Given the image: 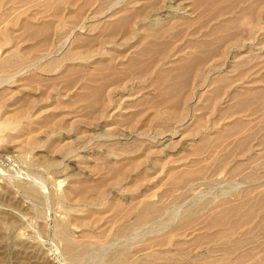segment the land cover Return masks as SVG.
Here are the masks:
<instances>
[{
  "label": "rangeland",
  "instance_id": "374dc122",
  "mask_svg": "<svg viewBox=\"0 0 264 264\" xmlns=\"http://www.w3.org/2000/svg\"><path fill=\"white\" fill-rule=\"evenodd\" d=\"M5 1L4 7L10 11L0 17V58L16 52L25 62L16 69L23 74L4 76L0 81V264H104L100 261L101 244L118 238L113 229L121 220L115 203L127 207L144 201L156 204L160 214L130 231L126 239L131 249H146L135 254L132 263L233 259L246 249L264 246V237L254 236L237 250L224 251L236 238L247 236L258 219L256 216L239 226L247 214L234 217L240 223L232 236L193 241L196 235L229 229V225L202 227L225 206L241 203L240 209L264 214V199L256 204L264 196V143L259 141L264 133V105L253 102L238 113L220 114L233 103V93L264 90V0H244L232 13L208 23L203 9L192 12L191 0H148L154 1L153 7L146 19L134 20L130 37L117 33L109 39L108 30H100L106 20L127 4L126 9H138L143 0H94L83 18L87 22L78 32L79 43L60 47L63 38L60 33L53 35L51 28L50 41L37 50L32 47L35 41L24 38L19 30L24 21H31L29 14L36 9L19 15L28 4H16L13 11V3ZM114 1L118 3L113 14L91 21L96 18L92 11L107 9ZM246 7H251L252 15L241 19L239 35L226 40L220 52L212 55L198 74H192L181 107L170 108L173 102L159 105V91L153 85L158 73L176 66L181 57L198 54L200 48L190 44L216 39L221 32L208 36V27L240 15ZM68 8L58 6L62 16L52 21L70 19ZM182 8L192 15L186 18L189 24L183 29L181 25L172 27L155 40L165 53L158 55L153 50L137 55L152 39L145 38L143 30L151 28L153 17L162 16L164 24L165 17ZM43 19L38 15L36 20ZM91 23L94 30L87 29ZM196 26L198 29H193ZM68 52L73 57L62 60ZM42 53L51 56L38 64ZM134 57L135 64L128 66ZM53 59H57L56 65L46 64ZM146 67L148 72L143 69ZM111 72L117 78L106 82L101 104L90 106L80 101L81 86L100 81L83 77ZM209 77H228L214 104L207 99L210 88L218 83L210 86ZM235 119L243 122L239 134L227 135L225 129ZM220 134L221 139L210 149L191 154L192 146L204 136L215 139ZM242 138L245 149H236L234 144ZM239 162L240 168L234 169ZM195 168L201 169L195 180L174 181L185 170ZM250 185L251 190L240 193ZM179 205L181 214L187 205L199 210L196 225L170 238L156 229L164 223L166 213ZM135 212L134 206L128 218ZM66 237L85 245L82 260H67L63 255L62 239Z\"/></svg>",
  "mask_w": 264,
  "mask_h": 264
},
{
  "label": "bare ground",
  "instance_id": "6f19581e",
  "mask_svg": "<svg viewBox=\"0 0 264 264\" xmlns=\"http://www.w3.org/2000/svg\"><path fill=\"white\" fill-rule=\"evenodd\" d=\"M7 1H11L13 3V5H14L13 11H16V4L17 5L19 4L20 6L28 4V7H26L25 9L23 8L24 10L21 9L22 10L21 11L19 9L20 10L19 15L25 16L27 14V12H29L30 8L36 9V11L34 10V11H32L33 13L29 14V15H32L31 16L32 19H30L31 21H24V23H22L20 25L19 30L22 32V34H24V38H29V40L33 39V41H35L32 44V47H33V49L37 50V49H40L41 47H44V44L46 45L48 43V41H50V38H51L50 36L52 35V33H53V35L56 33H58V34L60 33L59 34V35H61L60 39L63 38L60 47H64V46L70 44V42L71 43H73V42L79 43L81 36L79 35L78 32L87 22L86 19H83V18L85 17V14L89 10V7L94 0H7ZM108 1L109 0H107V2ZM154 1H156V0H154ZM154 1L151 4L148 2V0H143L141 7H139L138 9H135V8L134 9H129V8L126 9V7L129 4L122 6L121 8H123V9L119 10L116 15L110 16L108 21L106 20V22L103 24V26L100 29L101 32H102V30H104L106 28L108 30V34H107L108 39L114 37L117 33H123V35L127 36L130 33V31L132 30V28L134 26L133 23L135 22L134 20L136 18L140 17L142 20L143 18L146 19L148 17V11L151 7H153L152 5H153ZM243 1L244 0H191V6H192L191 9H193L192 12L203 9L204 14L206 15V17L204 18L205 22L208 23L209 21L217 19L220 16H224L228 13H232L234 11V9ZM5 2H6L5 0H0V17L4 14L8 15V13L10 11V10L7 11L6 10L7 8L4 7ZM117 3L118 2L114 1V2H111L110 4H108L109 7L108 8L106 7L107 9L103 10L102 8H98V9L92 11L91 13L94 14V17L96 16V18L92 19L91 21L93 22L94 20H98V19H101V18H104V17H107V16L113 14V9H115V6L117 5ZM156 4H157V2H156ZM58 6L69 7L68 10H70V11H69L68 17H70V19H68L66 22L59 21V23L58 22L55 23L52 21L53 18H56L58 16H62V15H60L61 10L58 9ZM53 7H55V9ZM63 9H65V8H63ZM239 14L240 15H237L235 17L224 18L219 23H217L215 25H211L210 27H208V36H210L212 34L215 35V33L217 34V33L221 32L220 35L216 36V39L213 40V39H209V38H207V39L204 38V39L200 40L199 42H196L195 44L194 43L190 44V46L200 48V52L198 54H193V55L181 57L179 59V61H177L178 63L176 66H174L168 70H165L162 73H158L155 80L153 81V85L156 87V90L159 91V97H160L158 100L159 105L160 104L162 105V104L167 103V102H173V103H171L172 105L170 106V108H175V110H176L177 107H179V106L181 107L180 104L182 101H184V97H185L186 91H187L186 89L189 85V82H190L189 80H191L192 74L193 75H194V73L198 74L197 70H199L202 67V65L212 55L220 52L221 45L223 43H226L225 42L226 40H228L230 38H235L237 35H239V32H240L239 30H241L240 26H239L240 21L242 18L250 17L252 15V9H251V7H246L244 9H242ZM38 15L44 17V19L41 22H40V20H36ZM198 15H201V14L198 13ZM189 16H192V15L190 13H187V11H185L182 8V10L179 11L178 13L176 12L172 15L167 16V17L164 16L165 18L163 20H164V22H166L164 24H162V21H161L162 16L161 17L160 16L159 17H157V16L153 17L152 21H154V23L150 22L151 28L148 27L145 30H143L145 32V34H144L145 38L151 37L152 39L149 43H147V45H145L138 52L137 55L149 53L153 50H156V52L159 53L158 55L165 53L166 49H163L161 47L160 43H158L155 40L162 37V34L164 32L169 31L172 27L176 28V26L181 25V27L183 29V27L185 25H188L190 22V20L186 19ZM79 19H81V20H79ZM109 20H111V21H109ZM12 22L14 24H16V20H13ZM29 22H31L32 24H30ZM136 22H138V21L136 20ZM144 25H146V24L144 23ZM90 26H91L90 28H87L88 30L89 29L94 30L96 28L94 23H91ZM205 26H207V25H205ZM51 28H52V33H51ZM200 28H201V26H200ZM193 29L196 30V29H198V27L196 26ZM0 31H1V27H0ZM225 31L228 32V34L225 33ZM26 33L29 35L28 37H26V35H25ZM131 33H132V31H131ZM22 34H20V36ZM128 37H130V34ZM37 38H39V40ZM229 41H231V40H229ZM242 44H244V43H242ZM15 45H16V42H15ZM134 54H136V53H134ZM158 55L156 57H158ZM20 56H21L20 54L18 55L15 52V53H11V54L5 56L4 58H0V81H2V78H4V76L12 75L14 77V76H16L17 73H18V75L22 73V72L20 73L19 70L16 71V69L21 68L23 66L22 65L23 62H25V61H23L25 58H21ZM50 56H51L50 53H42V56L37 60L36 63H38L42 60L44 61V59H48ZM71 57H73V53L68 52V53L64 54V57L62 58V60L63 59H69ZM136 59H137V57L131 58L128 61L127 65L128 66L134 65L136 62ZM56 62H57V59L56 60L53 59L50 61V63L48 62L46 64L56 65L57 64ZM27 68H29V67H27ZM143 69L145 72L149 71V69H147V67L143 68ZM141 73H143V71H141ZM97 75H98L97 77H93V76L83 77L84 79L86 78L89 81L93 80L94 82L100 79V81L96 85L85 83V84H83V86H81L82 93H81V96L79 97V99H80V101H83V102L84 101L89 102L90 106H98L99 105L100 101L102 100L103 94L105 92V88H108V87H105L106 82L110 81L111 79L117 78V74L115 72H111L110 75H104L103 73H98ZM227 80H228V77L227 78H211V77H209V82H210L209 85L210 86H212L213 84L216 85V83H218L216 88H210V96L207 99V100L212 101L210 103H212V104L215 103L217 96L220 94V89L222 90V86L226 85V83L228 82ZM116 83H117V81H116ZM232 99H233L232 104H230L227 107H224L223 110L221 109V111H220L221 117H223L224 115H226L228 113H229V115L233 114L234 112L238 113L239 111H242L245 107H246L245 109H248L251 107V103H253V102H254L253 105L255 104V102H257L258 106H260V104L264 105V90L253 89V90H246L245 92H242V93H233ZM259 102H260V104H259ZM254 107H252L251 109H254ZM255 113H256V111H255ZM176 115H178V114H176ZM242 124H243V122L240 119H235L234 121H232L230 124L227 125V127L225 129L226 134H227V132H228V134H239L238 131L241 129ZM221 135H223V134H220L215 139H213V138L206 139V136H204L200 140L199 143H196L192 146L193 149H192L191 154H202L206 149H210L211 145L213 146L214 144H217L216 141L217 140L219 141L221 139ZM242 140H243V138L239 139L234 144L236 149L241 150V148L245 147ZM210 141H211V143H210ZM259 141L264 143V133H262L261 137L259 138ZM209 146H210V148H209ZM244 149H242V150H244ZM247 149H248V146H247ZM238 153H240V151ZM256 157H253V158L256 159ZM255 159H253V160H255ZM249 160H252V159L250 158ZM241 165H242V162L236 163V164H234L233 168L234 169L240 168ZM233 168L231 169L232 171L234 170ZM241 168H243V167H241ZM241 170L238 173H240ZM200 171H201L200 168L187 169L184 172H182V174L176 176L174 181H178V182H180L181 180L185 181V182L193 181L196 179V177L197 178L199 177L198 175H199ZM247 175H249V174H247ZM58 184H60V183H58ZM249 190H251V185L249 188H247V187H246V189L242 188V190H241L242 192H240V191L239 192L245 194ZM263 199H264V196L260 197V199L256 202V204H261L263 202L262 201ZM135 204L133 205V203H130L127 207L125 206L126 207L125 208V207H122V204L115 203L114 207L116 208L115 209L116 210L115 211L116 216H118V219L121 220L113 229L115 237H118V238L112 242H104L103 241L104 243L101 244V246L103 247L101 250L102 251V254L100 257L101 260L99 259L101 261V263L103 261L104 264H138V262L132 263V258H133V256H135V254H138V252L144 250L145 247H141V246L139 247L138 246L139 248L131 249L129 242H128L129 240H127L126 238L128 237L131 230H133V229L135 230L136 227H138V226L141 227V225H143V224L150 223L151 221H153L155 219V217L158 214H160V212L158 210V206L156 204H154L153 202H150V201L139 202L136 204L138 206H136ZM194 205H196V204H194ZM194 205H193V207H194ZM134 206L137 208V212L134 213L133 217L131 216L132 222H129V218L131 219V217L128 218V216L132 212ZM180 207H181V205H179L175 211H169L168 213H166V215H165L166 219L164 221L165 224L163 223L156 230L157 231H162V230L165 231L166 233L169 234V237L171 238L175 234H178V235L184 234L187 229H190L191 227H193L195 224V219L198 216L197 214H198L199 210H197V211L192 210V207H189L187 205V207L185 206L186 208L184 207L185 209L183 208L184 211L181 214V210H179ZM203 207H205V204L203 205ZM196 208H198V207H196ZM240 208H241V203L228 205V206H225L223 209H221L214 216H211V217L209 216V219H206V220H208V222L202 226L203 229L204 228L210 229L212 226H222V225H229V229H225V230L220 229V230H217L216 232H214L212 234L204 233L201 235H196L195 238H193V241L198 240V241L202 242L205 239L212 241L214 239H221L223 237L232 236V233H235L234 228L236 229L238 227V224L240 223L239 220L234 219V217L237 216L238 214H240L241 216L244 214L248 215L247 218L239 224V226L243 225L244 223H248V221L250 219L256 218V216H258V219L254 223L252 228L249 227L251 229L247 232V236H245L244 238H238V239L236 238L235 241L232 243V245L229 246L228 249H224V251L232 252L234 250H237L242 244L247 242V239H251V237H252V239L254 238V236L255 237H264V214L263 213L258 214L257 211L254 213V212H252V209H240ZM180 214H181V216H180ZM161 218H163V217L161 216ZM111 222H113V221H111ZM254 230H257L258 233L253 234L252 232ZM153 237H155V236H153ZM128 238H130V237H128ZM95 240H97V239H95ZM206 240L204 242H206ZM153 241H155V240H153ZM151 244H152V242H151ZM86 245H88V244H86ZM157 245H160V244L157 243ZM114 246H116V247H114ZM155 246H156V244H155ZM248 246H250V245H248ZM153 249H155V248H153ZM156 249H157V246H156ZM62 251H63V255L67 258V260L69 259V260H74V261L75 260H78V261L82 260V258L85 256V252H86L85 251V245L84 246L79 245L75 240H73L72 238H68V237L62 239ZM159 253H160V251H158L156 254H159ZM185 256H187V255H185ZM198 259L200 260L201 258H198ZM244 261H245V263L247 261H251L250 263H247V264H264V246L262 248H259V249H255V248L246 249L245 251H242L241 254L234 257L233 259L221 258V259H214V260L204 259V260L197 261L195 258L194 260L187 261L184 264H242V262H244ZM155 264H160V263H155ZM161 264H178V263H175L174 261H169L168 263H161Z\"/></svg>",
  "mask_w": 264,
  "mask_h": 264
}]
</instances>
